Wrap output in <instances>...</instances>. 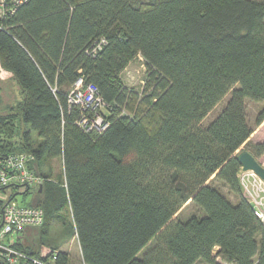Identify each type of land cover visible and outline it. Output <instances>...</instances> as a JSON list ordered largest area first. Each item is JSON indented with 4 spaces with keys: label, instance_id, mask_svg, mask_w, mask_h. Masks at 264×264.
Instances as JSON below:
<instances>
[{
    "label": "trees",
    "instance_id": "1",
    "mask_svg": "<svg viewBox=\"0 0 264 264\" xmlns=\"http://www.w3.org/2000/svg\"><path fill=\"white\" fill-rule=\"evenodd\" d=\"M137 56L140 93L120 77ZM0 63L20 94L0 104V154L31 153L42 179L39 241L13 245L45 244L55 264H74L59 249L69 227L84 264H264V224L235 158L264 153V141L248 139L245 102L260 103V124L264 0H27L2 21ZM79 78L108 105L102 132L78 125L90 108L68 103ZM57 157L63 185L36 164ZM186 206L195 212L182 218Z\"/></svg>",
    "mask_w": 264,
    "mask_h": 264
},
{
    "label": "built area",
    "instance_id": "2",
    "mask_svg": "<svg viewBox=\"0 0 264 264\" xmlns=\"http://www.w3.org/2000/svg\"><path fill=\"white\" fill-rule=\"evenodd\" d=\"M27 0H0V28L2 21L13 15L18 6ZM102 41H104L102 39ZM8 76L10 71L3 70L0 63V73ZM4 74V73H3ZM68 103L77 105L85 110L90 108L91 115L82 113L78 125L85 130L96 132L104 131L109 121L101 114L108 105L100 96L96 85L83 84L79 78L70 88ZM33 159L31 153L16 152L5 156L0 154V264H55L58 250L44 244L29 253L17 248L14 244L20 237V232L26 225L40 226L43 223L44 211L40 206L19 203L16 195L8 193L10 186H18L19 189L37 187L42 179L37 175L28 163ZM240 183L243 195L252 204L254 213L264 224V181L254 172L242 171ZM82 264L83 261H82Z\"/></svg>",
    "mask_w": 264,
    "mask_h": 264
},
{
    "label": "rangeland",
    "instance_id": "3",
    "mask_svg": "<svg viewBox=\"0 0 264 264\" xmlns=\"http://www.w3.org/2000/svg\"><path fill=\"white\" fill-rule=\"evenodd\" d=\"M3 70L6 69L3 68ZM10 76H8L4 71L0 73V101H1L0 104L2 107L4 105L3 102H5V104L6 103L11 104L15 102L17 99H20L19 87L17 86L15 80ZM120 77L123 85H125L129 90L140 93L144 85L143 81L145 80V64L142 57L137 56L134 59H132L123 69V71L120 73ZM3 90H5V92H3ZM245 102H246V112L248 116V121L251 127L253 128V132L251 133L248 139H250V141H252L253 143L258 141H264V120L258 125L255 124V118L261 105L260 103L254 102L249 99H246ZM223 104H224V100L219 104H217L215 108H213L209 112V114L205 117L204 123L211 120L217 114V112L220 110ZM108 111L109 110L105 108L103 110V113L109 114ZM121 113L129 114L125 106L123 107ZM32 137L34 143H36L39 140V138L35 135V133L34 134L32 133ZM258 158H259L258 160L264 165V153ZM36 164L43 175L50 177V179L55 184L63 185L64 170H63V162L61 157H57L53 159L43 158L39 162L37 161ZM241 172L242 171L240 170L239 179ZM35 188L36 187L31 186L28 192L25 194L22 193L23 189H19L20 190L19 193L16 194L17 201L19 203L21 202L27 205H36L38 200L41 198L40 196L41 194ZM221 191L231 201L235 200V196L233 195L232 192L229 191V189L226 186H221ZM8 193H11V189L8 190ZM193 212H195V209L193 207L186 206L181 211V217L186 218ZM40 226H34V225L24 226L22 231L19 233L20 237L17 238V240H19L21 243L35 246V244L38 243L39 241L38 235H39ZM59 229H60L59 226L55 225L53 231L56 232ZM67 231H69V234L66 240L64 238H63L64 240L61 239L64 242L59 246V249L61 251H66L68 253V259L70 260V262L74 264H82V257L80 255V247L78 245L77 236L74 233L72 234V231H70L69 227ZM217 259L222 264H228L221 257H217ZM195 264H204V262L197 261Z\"/></svg>",
    "mask_w": 264,
    "mask_h": 264
},
{
    "label": "water",
    "instance_id": "4",
    "mask_svg": "<svg viewBox=\"0 0 264 264\" xmlns=\"http://www.w3.org/2000/svg\"><path fill=\"white\" fill-rule=\"evenodd\" d=\"M235 158L240 164L241 171L250 170L264 181V165L248 150L246 149L240 150L235 155ZM40 190H41V186L39 188V191Z\"/></svg>",
    "mask_w": 264,
    "mask_h": 264
},
{
    "label": "crops",
    "instance_id": "5",
    "mask_svg": "<svg viewBox=\"0 0 264 264\" xmlns=\"http://www.w3.org/2000/svg\"><path fill=\"white\" fill-rule=\"evenodd\" d=\"M257 159H259V158H257Z\"/></svg>",
    "mask_w": 264,
    "mask_h": 264
}]
</instances>
